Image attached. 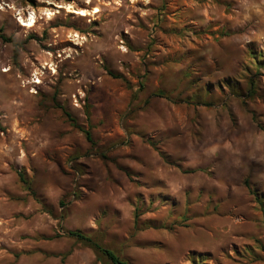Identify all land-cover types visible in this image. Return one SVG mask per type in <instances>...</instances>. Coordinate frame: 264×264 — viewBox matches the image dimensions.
Listing matches in <instances>:
<instances>
[{
    "label": "rangeland",
    "instance_id": "1",
    "mask_svg": "<svg viewBox=\"0 0 264 264\" xmlns=\"http://www.w3.org/2000/svg\"><path fill=\"white\" fill-rule=\"evenodd\" d=\"M74 230L264 264V0H0V264H110Z\"/></svg>",
    "mask_w": 264,
    "mask_h": 264
},
{
    "label": "trees",
    "instance_id": "2",
    "mask_svg": "<svg viewBox=\"0 0 264 264\" xmlns=\"http://www.w3.org/2000/svg\"><path fill=\"white\" fill-rule=\"evenodd\" d=\"M64 115L68 118L69 121L73 123V126L77 127L70 114L64 111ZM78 129L84 133L86 140L89 142L90 136L88 132L82 130L81 128ZM67 236L86 243L87 245H89V247L94 251L96 255L104 256L109 261L110 264H126V262L121 260L112 250L106 248L105 246L101 245L99 242L91 239L90 237L84 235L78 230L68 231Z\"/></svg>",
    "mask_w": 264,
    "mask_h": 264
},
{
    "label": "bare ground",
    "instance_id": "3",
    "mask_svg": "<svg viewBox=\"0 0 264 264\" xmlns=\"http://www.w3.org/2000/svg\"><path fill=\"white\" fill-rule=\"evenodd\" d=\"M33 23H34L33 18L29 16L24 26L27 28H31L33 26Z\"/></svg>",
    "mask_w": 264,
    "mask_h": 264
}]
</instances>
